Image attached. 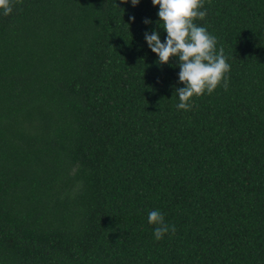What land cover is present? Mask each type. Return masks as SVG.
Returning <instances> with one entry per match:
<instances>
[{
  "label": "trees",
  "instance_id": "1",
  "mask_svg": "<svg viewBox=\"0 0 264 264\" xmlns=\"http://www.w3.org/2000/svg\"><path fill=\"white\" fill-rule=\"evenodd\" d=\"M12 2L0 264H264V0H204L229 82L189 111L144 40L166 36L151 0ZM155 209L176 227L159 241Z\"/></svg>",
  "mask_w": 264,
  "mask_h": 264
},
{
  "label": "clouds",
  "instance_id": "2",
  "mask_svg": "<svg viewBox=\"0 0 264 264\" xmlns=\"http://www.w3.org/2000/svg\"><path fill=\"white\" fill-rule=\"evenodd\" d=\"M129 3V0H121ZM141 0H130L133 7ZM154 7L158 6V25L166 33L162 42L160 32L153 29L144 33V40L158 57V63L163 65L175 57L178 61V81L183 87L176 89L178 110H191L192 98L211 94L218 86L228 88L230 64L223 54V49H217V40L204 26L194 21L204 20L207 9L204 0H151ZM13 11L12 0H0V15L7 16ZM131 21L135 17H130ZM145 25L152 23L144 20ZM147 222L154 225L153 238L159 241L167 234H174L176 227L165 221L164 214L159 210L148 212Z\"/></svg>",
  "mask_w": 264,
  "mask_h": 264
}]
</instances>
